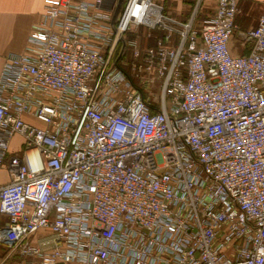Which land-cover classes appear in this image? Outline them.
<instances>
[{"label":"built area","instance_id":"2783aa9c","mask_svg":"<svg viewBox=\"0 0 264 264\" xmlns=\"http://www.w3.org/2000/svg\"><path fill=\"white\" fill-rule=\"evenodd\" d=\"M44 2L0 73L6 256L264 264V10L245 29L239 0H217L196 29L152 0L114 23L119 0Z\"/></svg>","mask_w":264,"mask_h":264},{"label":"crops","instance_id":"0c3cea01","mask_svg":"<svg viewBox=\"0 0 264 264\" xmlns=\"http://www.w3.org/2000/svg\"><path fill=\"white\" fill-rule=\"evenodd\" d=\"M45 0H0V73L2 71L5 59L11 54H21L25 52L28 45V38L32 29L42 19L45 12ZM93 1V0H91ZM200 0H152L163 9L165 23L174 28H180L190 21ZM203 1V0H202ZM206 2L208 0H205ZM214 1V7H200L198 9V17L194 18V27L200 29L203 19L214 13L217 0ZM264 0H239L241 13L237 15L236 23L243 28H251L252 24L258 23L259 16L253 15L254 7L261 4L264 10ZM261 8V7H260ZM199 14H202L199 16ZM256 23V25H257ZM255 27V26H254ZM145 28L141 27L143 32ZM159 34V31H154ZM178 35L175 34V39ZM154 44V40L148 41ZM231 47L236 54L248 53L250 48H244L233 40ZM26 120L36 124H41L36 118L30 114L25 115ZM16 135L12 138V149ZM21 137V136H20ZM22 138V137H21ZM23 140V139H22ZM22 143V141H21ZM9 177L6 169V163H0V183L6 184ZM6 220V217L0 215V224ZM20 257L17 255L8 257L5 250L0 246V264H19Z\"/></svg>","mask_w":264,"mask_h":264},{"label":"rangeland","instance_id":"374dc122","mask_svg":"<svg viewBox=\"0 0 264 264\" xmlns=\"http://www.w3.org/2000/svg\"><path fill=\"white\" fill-rule=\"evenodd\" d=\"M258 5H260V6L254 7V13H252L253 15L259 16L260 13L263 11V8H262L263 6L261 4H258ZM203 6L210 7L211 10H212V8L214 7V1L213 0H208L206 2L205 0H203V1L200 0L199 3H198V5H197V7H196V9H195V12H194L195 17H196V15L198 17V9L200 7H203ZM200 15H202V14H199V16ZM256 23L252 24V27L256 26ZM140 30H141V28L139 29V31ZM134 37L135 36H134L133 33L129 34V38H134ZM129 59H130V53H129ZM22 139H23V137L21 138L20 136H17L15 138V140H14L13 148H18V146L21 144V141H23Z\"/></svg>","mask_w":264,"mask_h":264},{"label":"water","instance_id":"95a60500","mask_svg":"<svg viewBox=\"0 0 264 264\" xmlns=\"http://www.w3.org/2000/svg\"><path fill=\"white\" fill-rule=\"evenodd\" d=\"M123 1L124 0H119V3L117 5V8H116L115 13H114V16H113V23L116 21V18L118 16V13H119V10L121 8V5H122Z\"/></svg>","mask_w":264,"mask_h":264}]
</instances>
